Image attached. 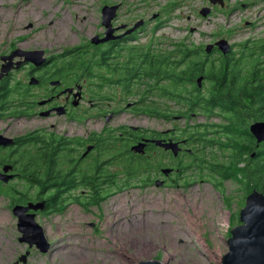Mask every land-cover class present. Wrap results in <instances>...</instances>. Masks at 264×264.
I'll return each mask as SVG.
<instances>
[{
	"label": "rangeland",
	"instance_id": "obj_1",
	"mask_svg": "<svg viewBox=\"0 0 264 264\" xmlns=\"http://www.w3.org/2000/svg\"><path fill=\"white\" fill-rule=\"evenodd\" d=\"M220 3L218 0L217 4ZM115 5L119 10L113 28L134 25L140 20L148 25L120 49V54L112 60L113 65L125 63L140 49L145 55L153 52L160 57L176 44L185 43L191 49H200L190 59L195 66L198 62L194 58L200 56L202 47L226 39L238 53L244 42L264 40L263 7L252 0H229L228 6L223 9L216 6L214 10L216 4H209V0H0V67L1 57L17 49L43 51V57L54 59L58 67L95 57L94 53L101 49L94 51L98 45L91 40L104 37L106 31L102 10ZM207 7L211 12L203 16L201 11ZM154 15L158 16L153 18ZM246 46L252 51L251 45ZM203 56L207 58L204 52ZM217 57L218 54L210 56L218 65ZM93 66L90 73L94 72V76L84 71L88 87L99 90L101 110L121 109L116 124L168 128L170 120L162 117L163 110L172 107L171 112L175 113L186 108L182 102L170 104L167 102L170 99L152 89L148 93L147 85H137L147 83V79L123 90L117 87V82L108 80L111 77L108 65L94 63ZM20 75L13 79L18 80ZM167 84L168 81H161V87ZM209 86L202 83L204 96H208ZM130 103H138L137 109H127ZM145 108L155 110L161 117L145 115ZM202 110H197L192 119L181 121L179 126L218 124L221 120L217 108L212 114ZM8 123L16 134L41 128L47 136L52 132L59 135L61 128L58 119H42L39 115ZM103 123L104 120L96 125L98 134ZM142 173L129 179L124 191L101 187L100 198L104 201L89 209L68 204L60 215L38 217L36 221L51 245L46 254L19 241L21 235L18 220L12 214V200L0 196V264H139L152 260L163 264H223L222 259L229 252L231 231L240 225V212L246 205L247 194L240 184L232 180L221 184L213 172H185L190 185L172 184L159 189L154 185L156 172ZM102 175L112 180L118 174L103 172ZM79 176L81 181L88 179L84 172H79ZM117 186H121V181ZM5 187L24 192L28 182L23 176L10 180ZM29 190L30 200H37V189ZM76 192L77 189L70 196ZM26 254V263L20 262Z\"/></svg>",
	"mask_w": 264,
	"mask_h": 264
},
{
	"label": "flooded vegetation",
	"instance_id": "obj_2",
	"mask_svg": "<svg viewBox=\"0 0 264 264\" xmlns=\"http://www.w3.org/2000/svg\"><path fill=\"white\" fill-rule=\"evenodd\" d=\"M219 1L221 3L214 5L212 10L216 6L222 9L228 6L229 0ZM252 3L260 4L264 11V0H252ZM209 4H212V0H209ZM147 25L148 22L145 21L141 28L130 35L125 33L133 25H126V28H121V25V29L115 28L113 36L117 38L94 47L96 51L101 46L107 54L105 58L99 51L95 53L97 54L95 57L76 60L65 67L56 66L54 59L49 57L39 66L26 61L25 57L20 55L7 61L1 59L3 65L5 62L11 69L0 80V137L4 139L1 140L3 144H0V172H4L6 167L10 168L8 172L13 173L14 180L23 178L24 174L21 172H50V167L53 172H61L63 178L75 172V176L71 175V178L76 180V185L63 194L65 199L63 211H65L68 204H74L82 209H89L95 205L98 172H117L118 179L114 180L115 176H113L111 182L102 184V187L117 188L120 191H124L130 184L129 172H156L154 185L162 189L173 186L172 184L188 186L191 182L184 176L185 172H217L218 167L228 162L227 160L239 150L237 146L227 145L231 136L229 127L234 126L241 130L242 128L241 124L238 126L230 124L233 114L224 108H217L218 117L221 118L218 124H203L195 127L179 126V123L192 119L197 113L190 111V116H185L184 110L172 113L173 108H167L163 110L162 117L170 120L168 128L116 124L121 109H110V111L100 109L99 90L88 87L84 69L80 66L84 61L97 63L99 66L108 65L107 70L111 76L108 80L113 84L117 82V87L123 90L126 86L134 87V83L139 80L147 79L148 84L138 82L137 85L143 87L147 85L148 93L151 89L155 93L162 91V79L158 72L160 62H157L160 60V54L146 57L145 52L140 49L139 53L132 54L125 63L112 64L115 56L120 54V49ZM246 44L251 45L252 51L248 50L249 46ZM15 51L20 52L18 49ZM205 51L206 47H202L201 56L194 58L197 59V67L204 71L198 73L197 77L201 76L203 80L209 77L211 67L217 65L210 58L214 54H218V70L221 68L225 70L228 64L233 63L235 72L245 79L257 78L259 73L264 74V40L244 42L238 53L233 44H230L227 54L216 46L211 54H206ZM203 52L207 58L203 56ZM3 65L0 67V72ZM19 74H21L19 79L15 81L13 77ZM90 76H94V72L90 73ZM87 77L90 78L89 75ZM252 82L256 84L255 81ZM167 99H170L167 100L170 104H178L174 97ZM137 104L130 103L127 109L136 110ZM143 112L145 115L161 117L155 110L147 109ZM137 114L142 115L140 110ZM241 114L244 128L257 144L251 127L258 120L253 115L249 116L248 112ZM38 115L42 119H58L61 123L59 135L52 132L47 136L41 128L16 134L12 125L8 123ZM103 120L102 129L98 134L96 125ZM52 124L54 127L57 126V123ZM58 142H60L58 155L52 160H44L43 154L46 149L56 146L52 144ZM168 144L171 147L167 148ZM139 145H142L141 148L135 149ZM262 146L264 142L257 145L259 148ZM210 150L212 151L209 153ZM240 167L246 168L244 164ZM79 172H89L88 178H91L89 182H93L95 186L88 185L87 181H81ZM118 181H121V186H117ZM76 189L77 192L70 196V193ZM50 194L51 192H48L44 198L39 197L32 201L46 202L43 211H29L31 214L35 213L36 220L38 217L60 215L63 212H58L47 205ZM29 202L31 201L21 205Z\"/></svg>",
	"mask_w": 264,
	"mask_h": 264
},
{
	"label": "trees",
	"instance_id": "obj_3",
	"mask_svg": "<svg viewBox=\"0 0 264 264\" xmlns=\"http://www.w3.org/2000/svg\"><path fill=\"white\" fill-rule=\"evenodd\" d=\"M191 47L185 43L176 44L169 52L161 54L160 60L157 61L160 62L158 72L162 81H168V84L162 86L160 95L165 98L174 97L178 103H184L186 107L184 110L185 116H190V111L195 114L199 109H203L202 111L205 113H213L218 107L231 112L233 116L230 124L236 126L241 124L242 130L234 126L229 127L231 136L227 145L231 147L237 146L239 150L227 160L228 162L224 163L225 166L223 164L222 167L217 168V172L213 173L220 178L221 184L228 180L240 184L242 191L247 196L254 191L264 194V146L257 147L259 144H256L252 137L248 135L247 129L243 126L244 119L241 114L248 112L249 116L253 115L258 120L256 123L264 122L262 121L264 120V74L259 73L257 78L245 79L236 73L234 66L230 67V64L227 65L225 70L223 68L218 70V65H214L211 67L209 77L204 79L205 83L210 84L208 96H204L202 95V90L196 85L199 78L197 77L198 73H204V71H201L197 65L193 66L190 63L192 56L198 54L200 49H191ZM97 49H101L103 58L107 56L101 46ZM94 55L97 54L94 53ZM149 55L154 56L155 54L151 52L145 56L149 57ZM80 66L90 74L93 63L82 62ZM252 81H255L256 84L254 85ZM129 88V86H126L125 89L129 90ZM147 109L145 108L144 110L146 111ZM52 145L56 146L46 149L43 154L44 160H52L58 155L60 142ZM241 164H244L246 168L240 167ZM21 173L24 174V179L28 182V188L24 192H18L14 187L7 188L0 182V196L10 198L13 205L24 204L27 201H31L28 194L29 188L35 187L38 198H44L45 194L51 192L47 205L58 212L63 211V194L76 185V180L71 178V175L75 172L65 178H63L61 172H53L51 167L50 172ZM84 173L87 177L89 176V172ZM102 174L103 172H98V184L95 188L96 202L98 204L104 201V198H100L102 184L110 181ZM141 174L142 172H129L128 177L132 180L136 176H141ZM114 176L115 180L118 175ZM90 179H87V183L91 186L93 182H89ZM228 206L231 207V204L229 203Z\"/></svg>",
	"mask_w": 264,
	"mask_h": 264
},
{
	"label": "water",
	"instance_id": "obj_4",
	"mask_svg": "<svg viewBox=\"0 0 264 264\" xmlns=\"http://www.w3.org/2000/svg\"><path fill=\"white\" fill-rule=\"evenodd\" d=\"M218 0H212V4H217ZM119 6H105L102 10V22L106 28L105 36L100 38L94 37L91 43L100 45L107 43L111 39L117 37L113 36L115 28H113V20L117 16ZM211 12L210 8H204L201 11L203 16H207ZM158 15H154L156 18ZM145 24L144 20L136 22L125 35H130ZM121 28H126V25ZM120 27L117 29H121ZM217 47L224 54L230 50V46L226 40H221L215 44L206 46V53L211 54L214 47ZM19 50V49H18ZM38 52V53H37ZM20 55L25 57L26 61L33 63L36 66L42 65L46 62V57H43V51H13L7 56H2L4 61L11 60L15 56ZM10 65L4 64L0 72V80L10 71ZM203 77L197 79V85L202 87ZM252 134L257 140L258 144L264 142V122L255 123L251 127ZM0 137V144H3ZM142 145L135 147L140 149ZM167 148L171 147L170 144L166 145ZM10 168H5L4 172H0V181L9 183L14 179V175H8ZM168 174L169 172H164ZM46 202H29L26 205L17 204L13 207L12 213L17 217V227L21 234L19 241L26 243L30 248L35 247L41 253H48L51 248L50 243L46 240L43 228L37 223L35 213L31 214L29 211H43ZM229 252L222 259L223 264H264V194L254 191L246 197V205L240 212V225L234 227L231 231V237L228 240ZM27 255L20 258V262L26 263ZM139 264H163L159 261H143Z\"/></svg>",
	"mask_w": 264,
	"mask_h": 264
},
{
	"label": "bare ground",
	"instance_id": "obj_5",
	"mask_svg": "<svg viewBox=\"0 0 264 264\" xmlns=\"http://www.w3.org/2000/svg\"><path fill=\"white\" fill-rule=\"evenodd\" d=\"M196 217H198V218H199V217H200V215H199V214H197V216H196ZM192 218L194 219L195 217H192ZM228 220H229V219H228V218H226V222H225V224H226V225H228V224H229V223H228ZM201 224H202V223H201ZM199 231H200V230H199ZM200 234H201V233H199V234H198V236H199V237H200ZM200 238H201V237H200Z\"/></svg>",
	"mask_w": 264,
	"mask_h": 264
}]
</instances>
